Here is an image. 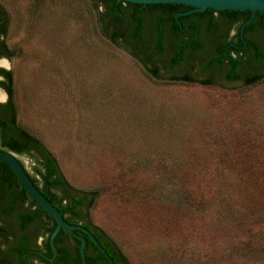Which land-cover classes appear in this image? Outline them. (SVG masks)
I'll return each mask as SVG.
<instances>
[{"label":"rangeland","instance_id":"rangeland-1","mask_svg":"<svg viewBox=\"0 0 264 264\" xmlns=\"http://www.w3.org/2000/svg\"><path fill=\"white\" fill-rule=\"evenodd\" d=\"M0 6L15 120L91 192L83 213L127 264H264V78L152 77L93 0Z\"/></svg>","mask_w":264,"mask_h":264},{"label":"trees","instance_id":"trees-1","mask_svg":"<svg viewBox=\"0 0 264 264\" xmlns=\"http://www.w3.org/2000/svg\"><path fill=\"white\" fill-rule=\"evenodd\" d=\"M94 6L102 7L99 13L98 20L101 24L103 34L113 41L115 44L120 45L118 37H124V43L127 41H136L140 39V62L146 66L145 68L152 74L156 68L150 69L149 64L154 63L152 53L147 45L150 40L142 36L138 32V12L122 10L118 4H106L102 0H93ZM184 9L178 7H157L149 11L155 15L153 22V30L155 34V42L153 43L152 50L156 54H162L165 49L162 45L163 40L161 35V23L164 22L167 14H172L173 11ZM127 11L130 22L134 23V27L123 36L126 28L121 29V19L126 15ZM218 14V13H217ZM189 18L195 17L196 21L198 16L195 12L187 14ZM168 17V16H167ZM219 22L223 21L226 27L233 25L238 30L240 24L248 18L244 15H231V14H218ZM141 18V17H140ZM185 16H173L171 22L174 26L177 20H181ZM200 18H208L209 22L206 28L213 32V27L216 25L212 13ZM170 19V18H169ZM6 14L0 6V57L9 58L12 51L9 50L4 43L2 37L5 34ZM225 27V28H226ZM142 28V21L140 19V30ZM252 28L258 34V41L252 45V56L246 61L241 57H233L225 55L226 61L223 62L221 55L215 56L207 63L200 66V69H207L208 67H216L223 72V78L226 81H234L240 77L244 78V84H252L264 78V19H257L254 27L252 21L244 26V31ZM174 31V30H173ZM193 40V41H192ZM239 44L242 43L240 38L237 39ZM200 44L196 43L192 37L188 43L180 42L173 48V55L170 61L171 67L190 61L188 53L191 49L200 48ZM134 47V46H129ZM191 48V49H190ZM134 49V48H133ZM130 49L133 56L138 57L137 49ZM223 51V46H220V52ZM191 62V61H190ZM193 62L191 64H195ZM226 63V64H225ZM200 65V63H199ZM249 71V72H248ZM0 74L3 75V80H0V86L5 89L8 94V104L4 113L8 111L12 114L10 121L15 123V129H10L9 121L6 118L2 119L4 114L0 115V150H7L15 153L16 155H24L32 159L36 164L32 166L33 175L25 172L36 187V189L60 212L63 219L69 224L72 221L82 222V226L88 229L92 236L96 239L98 248L88 237L86 232L81 229H74L73 232L82 234L84 238L83 248V261L79 253L80 241H76L66 234H63L59 240V230L54 235L53 244L56 253L52 259V250L50 248L48 237L55 224L41 212L30 200L26 191L22 188L18 179L11 169L0 168V243L3 244L0 249V264H14L11 262L13 257L17 264H127L125 258L115 248L113 242L103 233L100 228L93 225L85 213L83 207L89 204L91 192L76 191L71 188L65 181L60 173L55 159L45 149V147L31 134L26 132L19 126L15 120L14 104L12 100V79L9 70L0 68ZM243 75V76H241ZM171 80H182L179 77H170ZM195 81V80H187ZM203 83H213L201 81ZM5 129H10L12 136L5 138L3 133ZM22 165L21 161L18 159ZM23 167V165H22ZM24 168V167H23ZM41 237L39 243L37 238ZM243 243L237 246L240 252L246 251ZM113 248V249H112ZM115 250L116 253L113 252ZM11 257V258H10Z\"/></svg>","mask_w":264,"mask_h":264},{"label":"flooded vegetation","instance_id":"flooded-vegetation-1","mask_svg":"<svg viewBox=\"0 0 264 264\" xmlns=\"http://www.w3.org/2000/svg\"><path fill=\"white\" fill-rule=\"evenodd\" d=\"M188 10L189 9L175 10L172 12V14L170 15L167 14L165 16L166 18H164L165 21L164 22L162 21L161 30H160L161 33L159 34L162 37V40H163L162 45L165 48L162 54H156L152 50V46H153V43L155 42V34H156L154 30L152 29L153 28L152 20L155 15H152L150 12H147V13L138 12V16H137L139 18L138 19V23H139L138 32L139 34L141 33L143 37L150 40V42L147 45L149 46L150 52L152 53V56H153L152 58H154V63L149 64L148 67L150 69L156 68L157 71H155L154 73L151 74L145 68L146 66H144V64L140 62V39L139 40L136 39V41H127L124 43V37H118V40L120 42L119 47H121L129 56L137 59V61L145 68V70L152 77H158V76L160 77L162 75L165 77L167 76L166 78L169 79L170 77L176 76V77L181 78L182 81L189 82L187 80L192 79L195 81H190V82H196V83H200L201 81H207V82L214 83L215 80L218 82H222V83H232V82H238V81L243 83L242 81L246 80L245 77L244 78L240 77L237 80L229 82L223 78V72L220 69L216 67H208L207 69L203 68L201 70L200 66L207 63L208 59L210 60L211 58L215 56H219V55H221L223 62H227L226 61L227 59L225 57V55L227 54L233 57H241L243 58L244 61H246L247 59H250L252 56L251 46L254 45L255 41H258L257 40V38L259 37L258 34H256V32L252 28L251 29L248 28L244 31V27H243L242 31H240V26L238 30H236V28L233 25H229L228 27H226V24L223 21L221 22L218 21L219 17L217 13H212V16L214 17V21L216 22V25L213 27L214 30L211 33V31H209L206 28L209 22L208 18H199L196 21L195 17L189 18L187 16V14H189L190 12H194V11H188ZM125 14L126 15L121 19V22H120L121 29L126 28L123 36H125L128 32H130L131 29L135 26L134 23H132V21L130 22L127 11H125ZM172 16L173 18L175 16H185V18L179 21L177 20V24L176 26H174L173 23L171 22ZM140 19L142 21L141 30H140ZM191 37L192 39L195 40L196 43L200 44L199 45L200 48L199 47H197L196 49L190 48L191 51H189L188 53V58L191 62L190 61L186 63L183 62V63L177 64L171 67L170 61L173 55V48L180 42H183L184 44L188 43ZM238 38L242 40L241 44L237 42ZM129 46H134L133 48L137 49L138 57L133 56L132 53L128 51L129 48L133 49L132 47H129ZM220 46H223L222 52H220ZM0 58H4V57H0ZM193 62H197V63L191 64ZM0 80H3L2 74H0ZM213 83H203V85H212ZM1 92H3L4 94H1L2 96L0 97V107L6 110V106L8 104V94L5 91V89L0 86V93ZM1 114H4L2 119L7 117L6 121H9L10 126H11L10 129L14 131L15 123H12V121H10L12 114L9 111L7 113H4L3 109L0 110V115ZM10 129H5L3 133V136L5 138H7V136H12ZM2 151H7V150H2ZM81 224H82L81 221H78V222L72 221V225H79L83 227ZM86 230L91 234V232L88 229ZM40 240H41V237H38L36 242L39 243ZM113 252L116 253L115 250H113ZM11 262L14 264H17L14 257H13V260H11ZM110 264H111V261H110Z\"/></svg>","mask_w":264,"mask_h":264},{"label":"water","instance_id":"water-1","mask_svg":"<svg viewBox=\"0 0 264 264\" xmlns=\"http://www.w3.org/2000/svg\"><path fill=\"white\" fill-rule=\"evenodd\" d=\"M106 4H118L122 10L149 12L157 7H178L194 11L198 18L210 13L244 15L249 16L240 25L242 31L245 24L252 21L254 27L257 19H264V0H102ZM0 168L11 169L21 184L22 188L28 194L31 202L43 212L54 224V228L49 234L48 242L52 250V259L56 253L53 238L59 230V240L63 234L68 235L76 241H80L79 253L83 261L84 238L82 234L73 232L78 228L86 232L92 242L101 249L97 241L91 234L79 225H72L65 221L56 209L32 184L24 168L19 163L16 155L9 151L0 150Z\"/></svg>","mask_w":264,"mask_h":264},{"label":"bare ground","instance_id":"bare-ground-1","mask_svg":"<svg viewBox=\"0 0 264 264\" xmlns=\"http://www.w3.org/2000/svg\"><path fill=\"white\" fill-rule=\"evenodd\" d=\"M2 95H1V93H0V97H1Z\"/></svg>","mask_w":264,"mask_h":264}]
</instances>
